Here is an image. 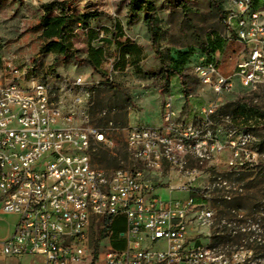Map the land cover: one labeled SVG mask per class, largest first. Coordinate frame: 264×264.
Returning a JSON list of instances; mask_svg holds the SVG:
<instances>
[{
	"label": "built area",
	"instance_id": "2783aa9c",
	"mask_svg": "<svg viewBox=\"0 0 264 264\" xmlns=\"http://www.w3.org/2000/svg\"><path fill=\"white\" fill-rule=\"evenodd\" d=\"M249 5L229 0L223 16L244 44L233 74L208 57L189 71L196 80L201 74L197 82L217 94L233 89L235 77L248 88L264 83L263 12L251 15ZM238 24H245V33H238ZM74 85L83 88V77ZM182 87L179 79L165 92L159 125L127 129L137 167H100L92 160L94 143L111 146L113 140L101 127L75 124L74 113L63 111L33 66L2 54L0 40V215H17L12 231L0 237V259L38 254L43 264H231L192 235L213 222L206 196L151 192L166 177L170 190L189 191L198 171L190 158L202 163L229 151L226 165L241 171L247 162L258 164L264 152L249 147L231 114L223 118L231 125L230 141H223L215 128L217 104L188 101ZM82 99L77 94L74 103Z\"/></svg>",
	"mask_w": 264,
	"mask_h": 264
},
{
	"label": "rangeland",
	"instance_id": "374dc122",
	"mask_svg": "<svg viewBox=\"0 0 264 264\" xmlns=\"http://www.w3.org/2000/svg\"><path fill=\"white\" fill-rule=\"evenodd\" d=\"M52 1L55 0H0L1 52L18 64L33 66L40 79L50 85L52 97L63 111L74 113L75 124L101 127L113 140L111 146L94 143L92 160L96 165L108 169L138 166L127 149L126 131L134 125H159L164 94L179 79L183 82L180 91L189 94L188 101L197 97L193 100L217 104L215 128L221 129L223 141L230 140L226 132L231 125L224 121L225 115L234 116L233 125L240 127L242 115L238 109L249 110L248 145L264 152V83L248 88L235 77L233 89L217 94L189 73L199 58L208 57L217 59L226 75L233 74L244 44L223 23L229 0H148L154 6L152 12L159 27L156 43L145 9L132 12V0H65L72 15L67 35L72 54H39L46 40L41 18L45 4ZM250 8L263 12L264 21V0H251ZM56 13L58 9L52 11ZM89 30L101 34L92 40V46H104L106 50L99 68L88 57ZM218 39L222 46L214 50L212 42ZM128 41L143 48V59L136 67L121 68L116 65L119 47ZM177 65L181 66L180 71L168 70ZM79 76L85 81L83 88L74 85ZM77 94L82 95L80 103H74ZM229 155L226 151L202 163L190 158L189 164L198 167L196 181L189 191L176 189L172 195L199 193L209 201L212 224L192 232L199 242L213 247V236L217 235L221 241L216 250L227 255L231 264H264V156H260L258 164L247 162L241 171H234L226 165ZM165 180L162 185L168 187V177ZM226 198H237L236 205L225 207ZM16 222L17 215H0V237L8 235ZM207 231L210 232L205 234ZM31 261L43 264L44 257L34 254L5 258L0 259V264Z\"/></svg>",
	"mask_w": 264,
	"mask_h": 264
},
{
	"label": "trees",
	"instance_id": "16d2710c",
	"mask_svg": "<svg viewBox=\"0 0 264 264\" xmlns=\"http://www.w3.org/2000/svg\"><path fill=\"white\" fill-rule=\"evenodd\" d=\"M255 3V1H254ZM255 5V4H254ZM144 8L147 14V23L149 28L153 34V41L156 43L159 39V27L157 25V17L153 14L152 10L154 6L148 0H132L130 2V10L132 12H136L138 9ZM54 9H58V13L52 14ZM70 8L66 5L65 0H55L50 3L45 4V14L41 18V24L43 26L42 34L46 39L43 45L39 50V54L41 53H55V54H63L69 55L72 54V50L70 49L69 43L67 41L68 29L71 26L72 15L70 14ZM85 18L88 16L85 15ZM98 36L95 30H89V48H88V57L89 60L94 64L96 68H99L104 60V48L103 46L95 47L92 46L91 42ZM220 46H222V41L218 39L216 42H212V48L217 50ZM119 61L116 63L117 66L121 68H125L127 64H130L134 67L138 66L142 59V47L139 46L136 42H124L120 44L119 47ZM181 62L184 61V57L180 59ZM179 66V65H177ZM177 66L173 68H168V70L172 72H178L181 69L179 66V70ZM244 107H240L238 109L239 114L242 115L241 126H248L250 122V114L247 112ZM234 119V116H233ZM260 150V149H259ZM237 198H226L224 201V206L229 209L232 206L236 205ZM229 212L224 213V215H228ZM230 240H233V237L228 236ZM221 241V238L217 235L213 236V247H216V244Z\"/></svg>",
	"mask_w": 264,
	"mask_h": 264
},
{
	"label": "bare ground",
	"instance_id": "6f19581e",
	"mask_svg": "<svg viewBox=\"0 0 264 264\" xmlns=\"http://www.w3.org/2000/svg\"><path fill=\"white\" fill-rule=\"evenodd\" d=\"M242 2L250 3V5H249V14L258 15V12H259L258 10L250 8L251 7V0H242ZM238 33H245V24H238ZM237 38L239 40V36H237ZM197 80L201 81V74H197ZM249 131H250V128L247 127V126H243L242 128H240L241 135L247 136V139L249 138L248 137L249 136ZM204 260H211V253H204Z\"/></svg>",
	"mask_w": 264,
	"mask_h": 264
},
{
	"label": "crops",
	"instance_id": "0c3cea01",
	"mask_svg": "<svg viewBox=\"0 0 264 264\" xmlns=\"http://www.w3.org/2000/svg\"><path fill=\"white\" fill-rule=\"evenodd\" d=\"M70 14H71V11H70ZM97 32V31H96ZM89 33V32H88ZM98 36L96 37V39H99L101 37V34L99 32H97ZM105 41V40H103ZM109 41V40H108ZM138 44V43H137ZM139 45V44H138ZM140 46V45H139ZM99 47V46H98ZM104 48V57L106 55V50H105V47L103 46ZM143 49V48H142ZM55 54V53H54ZM60 55H63V54H60ZM143 55H144V52L142 51V59H143ZM141 59V60H142ZM141 63V61H140ZM139 63V64H140ZM130 64H127V66H129ZM183 103H182V99H178L177 100V106L180 108L182 107ZM174 191V190H173ZM172 190L169 189V187H166V186H163V185H155L153 190H152V194H156V195H160L162 197H169V196H173L172 195Z\"/></svg>",
	"mask_w": 264,
	"mask_h": 264
}]
</instances>
